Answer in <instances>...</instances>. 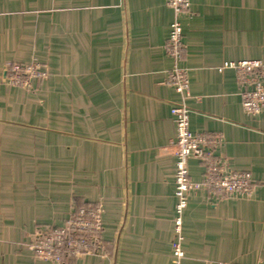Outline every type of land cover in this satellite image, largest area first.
<instances>
[{
    "label": "crops",
    "instance_id": "crops-1",
    "mask_svg": "<svg viewBox=\"0 0 264 264\" xmlns=\"http://www.w3.org/2000/svg\"><path fill=\"white\" fill-rule=\"evenodd\" d=\"M167 0H0V264H47L24 240L103 210L97 253L63 264H172L177 198ZM190 129L252 176L246 198L189 195L183 264H264V115L246 116L228 65L258 61L264 83V0H190L183 21ZM45 64L23 89L4 66ZM192 180L206 168L190 160Z\"/></svg>",
    "mask_w": 264,
    "mask_h": 264
},
{
    "label": "built area",
    "instance_id": "built-area-1",
    "mask_svg": "<svg viewBox=\"0 0 264 264\" xmlns=\"http://www.w3.org/2000/svg\"><path fill=\"white\" fill-rule=\"evenodd\" d=\"M173 11V21L166 42V50L173 60L166 84L175 88L182 102L171 108L175 123L172 142L176 160L175 195L177 198L172 264H183V216L188 207L189 195L201 190H221L234 196L248 198L253 190L252 176L248 172L230 170L215 154L221 141L217 136L194 134L190 129V109L186 102L191 99L187 71L181 66L186 48L183 41V21L189 10L190 0H167ZM258 61L239 62L228 65L233 69L245 90L241 94L242 109L246 116L264 115V83ZM3 73L11 86L29 89L34 80H45L49 72L45 64L32 59L29 63H12L4 66ZM199 160L206 168L202 181L191 178L188 163ZM103 210L98 204L75 209L63 227L51 228L36 239L24 240L21 250L34 259L47 264H63L65 258H75L97 253L102 233ZM212 264H233L214 262Z\"/></svg>",
    "mask_w": 264,
    "mask_h": 264
}]
</instances>
